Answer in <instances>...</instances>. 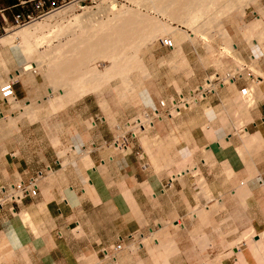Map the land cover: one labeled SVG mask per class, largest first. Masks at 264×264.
<instances>
[{
	"label": "crops",
	"instance_id": "0c3cea01",
	"mask_svg": "<svg viewBox=\"0 0 264 264\" xmlns=\"http://www.w3.org/2000/svg\"><path fill=\"white\" fill-rule=\"evenodd\" d=\"M24 1L30 0H0V26L13 25ZM67 1L46 0L51 8ZM236 50L243 56V50ZM182 51L189 75L180 72L154 82L145 114L151 117L158 110L161 118L143 137L129 130L128 121L138 118L137 110H122L118 125H113L98 110L96 96L77 101L52 122H41L39 129L20 123L23 118L16 132L0 130V198L7 195L3 188L17 191L38 179L35 197L18 203L5 200L0 206V239L6 244L0 249V264H154L141 249L143 242L137 252L129 247L148 234L163 237L181 221L184 247L179 254L170 252L164 264H243L244 259L257 264L258 256H238L249 251L244 234L251 229L255 235L264 232V64L263 75L255 76L245 66L244 74L232 78L231 64L206 68L200 64L202 50L189 43ZM254 55L253 60L260 59L257 50ZM224 78L230 79L229 88ZM250 87L256 101L251 107L249 99L246 107L238 101ZM13 92L28 103L21 82L13 84ZM4 106V117L15 115ZM175 109L179 114L174 117ZM245 133L260 135L263 145L245 149L243 155ZM221 144L233 153L231 165L218 162ZM238 161L247 171L237 169ZM13 210L28 213L26 224ZM190 215L192 220L187 219ZM157 226L159 232H152ZM214 228L216 245L210 251L207 240L214 238ZM10 230L19 233L24 252L12 251ZM230 243L241 246L227 247ZM119 244L121 253L114 250ZM104 249L111 251L107 258Z\"/></svg>",
	"mask_w": 264,
	"mask_h": 264
},
{
	"label": "rangeland",
	"instance_id": "374dc122",
	"mask_svg": "<svg viewBox=\"0 0 264 264\" xmlns=\"http://www.w3.org/2000/svg\"><path fill=\"white\" fill-rule=\"evenodd\" d=\"M79 1H81V0H79ZM79 1L77 0L72 5H69L67 7H72L76 2H79ZM102 1H103V3H102ZM141 1H143V0H140V2L136 4V3H133L134 1H130V0H82V2H80V4H78L79 6H74L75 7L74 12L72 13V15L70 17H68L64 21L60 20V19L53 20L50 23L51 27L48 30L46 29V30L41 31V33H38V35H39V37H38V42L39 43L38 44L39 45L37 46V44H36V47L38 48V49L35 48L36 51L35 50H34V52L31 51V50L29 51V49L25 50L26 48L29 47V45L27 46V44H25V47H26L25 48L23 46L24 43L21 40H19V39L15 41L14 50L15 49L19 50L18 47L21 48L23 46V48H21V49L22 50L24 48L25 49L23 51H21V52L26 53V51H27L26 54H28L29 52H32L33 54L32 53L28 54V58L24 57L25 60H26V63H25V60L23 61V63L24 64H29V65L31 64L35 68V65H37V62H36V60H34L35 61L34 62L33 59H35L34 56H35V54L38 51H39V53L44 54L43 52L48 51V49L50 47L51 49H49V51L53 50V52H55L56 49L59 48L60 44H64V42L65 43L69 42L74 37H76V35L79 37V35L84 34L86 32V30L89 28L88 26H90V28H91L93 25L96 24V22H105V20L107 21L108 20L107 18L112 17L111 13H113V11H117L119 9H121V10L122 9L123 10L132 9L130 11L134 10L133 11L134 13H136L135 11H137V13H139V11L147 12L145 10L146 8L144 9V6H143L146 3L140 4ZM228 1L229 0H223V1L220 0L218 3L217 2H215V3H217V5L219 4V5L222 6L223 2H225V3L227 2L228 3ZM234 1L237 2L236 3L237 7L238 6H241V7L240 8L239 7L238 8L234 7L231 10L232 12L230 11L231 14L230 13L229 14H230L231 18H221L220 17L221 20H220V18H218L219 21L215 22V24H212V28L211 27L205 28V29L208 30V32L205 30L207 32V34L208 33H212V31H214L212 33L213 35H209L208 34L210 39H211V41H210L209 38L204 39L206 37L202 36L201 34H196V36H197L196 37V43L193 46L195 47L196 50H197V48L199 50H202V51H200L201 53H199L200 54V59H201L200 64L202 63L204 65V67H206V68H209V66L215 67L217 70H220L225 65L231 64V72L229 74H234V76L232 78L238 77L242 73L244 74V72H245L244 70L246 69L245 66H248L249 70L255 76L258 75V74L263 75L260 67H261L262 64H264V45H263L264 41L260 40L259 41L260 43H259L258 40H256V39L258 37H260V33L259 32L262 31L264 29V27L263 28L261 27V30L257 29L255 32H252L251 33L252 35L247 33V32L250 31L249 30V25H251V23L253 24V23L256 22V20L259 21L260 19L264 20L263 16L261 17V15H263V12H264V11H262V10H264V0H257V1L252 0V1L255 2V3H252V4H251V2H249L251 0H249L247 2L244 1L245 3L243 2L242 3L243 5H241L240 2H238V1H241V0H237V1L234 0ZM244 4H245V6H244ZM146 5L148 6L147 9H152V7L149 8L150 4L149 5L146 4ZM111 6H112V8H111ZM139 6H140V8H139ZM67 7H63L61 9H59V10H62L64 8H67ZM242 8H243V11L241 10ZM112 9H114V10H112ZM121 10H119V11H121ZM152 10H149V12H147V13L151 17H153V18L155 17V19H157L159 21L161 20L162 22H165L167 24H168V22H169V24L172 22V24H170L169 26L170 27L172 26L171 30L174 29L173 31H175L176 34L180 33L183 30H186L184 27H182L183 25H180V24H178L179 22L175 21L176 19L175 20L172 19L173 20L172 21L171 19H168V18H165V17H158V16H156V13L153 12L154 10L153 11ZM119 11H117V12H119ZM55 12H53V13H55ZM212 12L215 13V15H216L217 10H214V11H211V12L209 11V13H211V14H212ZM52 14H50V15H52ZM217 14H220V13H217ZM93 16H94V20L92 19ZM74 17H75V19H74ZM81 17H82V19H81ZM84 17L86 19H84ZM97 17H100V18L98 19ZM75 20H77V21L79 20V23L77 22L78 23L77 24L75 22ZM90 20H92V22ZM101 20H103V21H101ZM40 21L41 20H38L36 22H40ZM88 23L90 25H88ZM93 23H95V24H93ZM68 25L71 27L70 29H68L69 28ZM76 25L77 26L80 25V26L76 27ZM86 25H87V27H85ZM65 28H67V29H65ZM74 28H76L77 31ZM175 28L177 29V32H176ZM210 28L213 29V30H210ZM17 30L18 29L12 30V32H9L4 37L0 38V40L5 38L9 34H11L13 32H16ZM71 30H73V31H71ZM245 30L246 31L249 30V31L246 32ZM58 32H60V33H58ZM61 32H62V34H64L65 32H67V33L62 35ZM74 33L76 35H74ZM188 33H192V32L189 30ZM253 33H255V34L253 35ZM256 34L259 35V36H257ZM156 35H160V36L154 37L152 42H148L147 43L148 45H146L144 47L142 46L139 50H137L138 53L136 52V55H134L135 53L133 54V52L131 53L134 56H136V57L138 56V58L141 59L140 67L142 65L144 67H143V69H141L142 67L138 68L137 70L135 69V71L131 74V76H130V82L131 83L128 86L129 88H127V86L125 87L124 86L125 84H122L120 79H118V78H114L113 79L112 78L113 80L110 79L111 81L107 80V81H110V82L109 83H105L104 86L102 87V89H99V90H97V91H95L93 93L85 95L82 98H79L73 104L64 107V109L61 110V111H64L65 108H70L77 101H79V100H81L83 98H86V97H89V96H92V97L96 96L97 100H98V105L100 107V108L98 107V110L101 109L102 115L104 114V117L109 122H111L113 125H118L117 116L119 115V113L122 110H125V109H128L129 111L137 110L138 113H139L138 118H132V119H130L128 121L129 127H130L129 130L134 132L133 136L134 135L141 136L144 132H147V130H149L151 128L149 126V120H151V121H153V120L151 118H147L149 116L145 114L146 113L145 109H147L152 104V101H151V98H150V95H151L150 91L153 90V88H154V86H153L154 82L158 81V83H159V79L160 78L163 79V78H166V76H167V78L168 77H172V76H174L175 73H180V72L184 73L185 70H187V67H188V66H185L186 64L188 65L185 55L178 56L180 54H178L176 47H174V50L170 49L172 51V53L169 50H165V49H161V51L158 50V49H160L159 48L160 45H159V40L158 39H162V37H161L162 35L160 33L156 34ZM43 38H44L45 41L43 40ZM49 39L51 40L52 44L49 43L50 42ZM253 39L258 42V46L256 48H254V46H251V45L255 44ZM207 40H208V43L205 44L207 42ZM229 41L231 42V44H230ZM261 41H263V42H261ZM189 43L192 44L190 41L186 40V41L181 42V44L179 43L180 44L179 46H181V48L183 49L182 46L184 44H189ZM20 44H22V46ZM57 45H58V47H57ZM233 45L238 47V49L240 51L243 50V56L241 54V57H240L239 54L237 53V50L236 51L235 50L232 51V48L235 49V46H233ZM54 46H55V48H54ZM208 47H212V50H211V48L208 49ZM225 47H228L229 51ZM14 50H13V48H11V47H9L7 45L5 46L3 44V42H0V61H1L0 62V77H1L0 80H1V82H6L9 74H14L16 72V70L19 68V66L21 65V63H22V62L21 63L18 62V59H17V57L14 54L15 53ZM207 50H208V52H207ZM209 50H211V51L209 52ZM253 50H255V51L257 50L259 52V55H260L259 56L260 59L258 60L257 64H254V62H252L253 61V55L255 53V51L253 53ZM175 51H176V54H178V55H176L174 53ZM183 54H184V51H183ZM244 55H246V57ZM180 57H185V60L180 58ZM29 58H33L32 61ZM28 59H29L30 62L27 61ZM102 60L103 59H101L100 62H98L99 61L98 60L97 64H96V66L99 69H101V70L105 68V66H104L105 61L104 60L102 61ZM180 61H182V62H180ZM27 62H29V63H27ZM101 62H103V63H101ZM184 62H185V64H184ZM182 63H183L184 66L182 65ZM173 64H174V66H173ZM198 64H199V62H198ZM180 66H181L182 69H180ZM235 66H236V69L234 68ZM140 69H141V71H140ZM234 72H236V74ZM27 74H28L29 78L33 81L32 83H33V87H34V92H33V94L31 96H30L31 93H29L28 89L25 87L26 90L29 93V98H28V101H27L28 103H24V102L19 101L16 98V96H15L14 100H15V103H17L18 105L13 106L12 103L10 104V99L12 101L13 100L12 98L5 99L3 97V93L4 92H2L1 85H0V106L3 103L5 105H7V106H4V108L8 109L9 112L15 113V115H13V116L9 114L7 117H4L2 112H1L2 109H0V112H1V114H0V130L2 128L6 127V128H9L8 130H10V131L12 130V131L16 132L17 129H18V123L23 118H25V119L22 120L20 123H22V124L25 123V125L26 124H37V126H35L34 128L35 129H39L40 126H41V122L45 123V125H46V124L52 122L54 117L57 115V111L58 110L56 111V113H49L47 105L45 103L46 97L48 96V93H49V89H48V86H47V84L45 82V79H44L43 75L41 73H39V72L33 71L32 69L29 70ZM185 75L188 76L189 73H186ZM210 77L212 79L215 78L214 75L210 76ZM224 80L226 81L227 79L224 78ZM16 82H20V81H16ZM225 84H227V87L229 88V86H230L229 82H227ZM130 87H132V89ZM205 87L208 88L206 85H205ZM251 87L254 88V93H255L256 88L253 85ZM251 87L247 88L245 91H242V93H241L242 102L240 100V104L244 103L243 106L249 107V103H248L249 99H251V101H252L251 107L255 104L256 100L254 98V93L252 94V93L248 92V91H250ZM149 89H150V91H149ZM99 92H102V93H99ZM55 95H57V94H54V97H55ZM35 97H37V99L39 98V100L41 102H39V101L36 102L35 100L33 101V99ZM188 100H190L192 102L190 104V106L195 105L194 104V99L193 100L192 99H188ZM183 103H180L179 105L180 106H184ZM30 104L32 105L31 108H33V114L32 115H28V116L22 117L23 115H21V113L19 111H15V110H19L20 109L19 106L21 107V109H24L27 106L29 107ZM175 106H178V105H175ZM16 107H17V109H16ZM27 110H29V109H27ZM61 111L59 109V112H61ZM173 111H174L172 113L173 116L174 117L177 116L178 114L175 113L176 110H173ZM14 117H16L15 118L16 120L14 121L15 123L12 125V118H14ZM28 118H29V120H28ZM137 119H139V120L141 119V121L144 122L143 124H145V125L142 124L143 129L145 128L143 130V132H141V129L139 127ZM90 123H92V122H90ZM87 124L90 126V124L88 122H87ZM132 126H134V127H132ZM241 127H242V125H241ZM34 132H35V134L36 133H39V134L42 133V131H37V130H34ZM143 135H142V137H143ZM245 136H246V134L242 136V140L244 139V141L247 143V145L248 144H250V145H252V144L254 145L255 144V146L253 148L249 147V145L247 147L246 146L245 147H241V150H242L241 152H242L243 155H245L243 150H245V149L248 150V148H250L251 150H253V149L257 150L258 148H260L263 145L262 144L263 143L262 140H261V143H260L261 146L257 145L258 142L255 143L256 141H254V139L252 138L253 135H249V138L248 137L246 138ZM255 137L258 138L259 136L256 135ZM251 139H253V142H252ZM249 140H250V142H249ZM223 147L226 148L225 145H223ZM224 148L222 150H224ZM227 148H229V147H227ZM227 148H226V150L229 151L230 149H227ZM222 150H220V155L222 154L221 153ZM231 152L232 151H229V154H231ZM231 155L232 156H227V154H226L225 156H227V158L225 156H224L225 158L223 156L222 157L221 156L218 157V162H222V161L225 160L226 162L228 161L229 164L231 165V163H232L231 161L234 158L233 153ZM235 158H236V156H235ZM236 163H238V165H239V162H236ZM248 165H249V163H248ZM237 169L246 170V168L244 166H242V163H240V167L238 166ZM9 194H15V193H13V191L10 190ZM7 198H9V197L7 196ZM9 200H10V198H9ZM0 204H2V203L0 202ZM12 214H13V216H15L16 218L19 219L18 215H21L22 212L20 213V211H18V210L17 211L13 210ZM187 219H189V220L191 219L192 220L193 217L190 215ZM205 222L207 223V221H204V223ZM23 224H26V223L24 222ZM182 224H184L183 221L178 222L177 225H175L176 228H174V226H169V232L166 231L163 234V237H155L154 236V238H153V236L151 237V234H148V235L144 236V239L140 238L137 241L133 242L131 244V246L129 247V249H132V250H134V252H137L139 250V249L137 250L138 245H139L138 243H142L143 242L144 243L143 245H145L146 247L144 246L141 249H143V251L150 257L152 262L154 264H164L165 259L170 254V252H172V253H174V252L176 253L177 252L179 254L182 251L183 247H184L183 240L179 239V237L182 236L183 232H185V231L181 230L182 229ZM152 230H153L152 232H154V233L155 232H159L160 227L158 228V226H157L154 229L152 228ZM170 231H172V232H170ZM214 231H215L214 238L209 236V239L207 240V242H208L207 243V245H208L207 248L209 247L208 249L210 251L216 245L215 241H213V240L216 239V235H217L216 231H218V229L214 228ZM175 232H177V233H175ZM9 233L12 234V244H11L12 245V251H14V252L23 251L24 252L26 250V247H25L24 243L22 242V240H21V238L19 236V233L17 232L15 234V231H12V230H10ZM261 234L264 235V232H262ZM261 234L259 233V235H261ZM254 237H255V233L253 232V235H252V231L251 232L249 231L246 234H244V236H243L244 239L243 238L242 239L247 244V246L249 248L248 249L249 251L246 252V253H244L242 251L243 252L242 255H239L238 258L241 257V260H243V254L245 255V258L255 255V256L259 257V259L257 260V264H264V243H259V241H257V240H259L260 238L255 239ZM154 239H157L158 241L160 240V242H159V246L160 247H159L158 250H152V247L156 243V241H154ZM144 240H146V241H144ZM170 240H172L171 243H170ZM4 241H5V238H1L0 239V249L1 250L6 245L4 243ZM257 242L259 243L258 245H257ZM14 244H16L17 247ZM237 244H239V243H230V244H227V247L229 245H231L229 247L230 248L231 247L234 248ZM240 246L241 245L239 244L238 247H240ZM145 248H147V249H145ZM125 249H128V248H125ZM232 253H233V251H231V254ZM242 262H243V264H246L245 263V259Z\"/></svg>",
	"mask_w": 264,
	"mask_h": 264
},
{
	"label": "bare ground",
	"instance_id": "6f19581e",
	"mask_svg": "<svg viewBox=\"0 0 264 264\" xmlns=\"http://www.w3.org/2000/svg\"><path fill=\"white\" fill-rule=\"evenodd\" d=\"M130 1H134L133 3H136V4L140 2V0L139 1L138 0H130ZM195 1H193L194 4H192L193 2H190V0H143L140 3V4L146 3L148 5L150 4L149 8L152 7V9L154 11L152 9H147L148 6L146 4L143 5L144 9L146 8L145 10L147 12H149V10H152L153 12L156 13V16H158V17H165V18H168L171 20L176 19L175 21L179 22L178 24L183 25L182 27H184L186 29V30L181 31L180 33L176 34L175 31H173L174 29L171 30L172 26L170 27L169 25L172 24V22L170 24L168 22V24H167L165 22H162L161 20L159 21V20L155 19V17L154 18L151 17L147 12H143V11L138 10L139 13H137V11H135L136 13H134L133 12L134 10L130 11L132 9H130V10L119 9L121 11H119V10H117L119 12L113 11V13H111L112 17L109 16L110 18H107L108 19L107 21L105 20V22H96V24L93 23L95 25H93L91 28H90V26H88L89 28L86 30V32L84 34L79 35V37L74 33V35H76V37H74L69 42H66L67 44L65 42H64V44H60L59 48L56 49L55 52H53V50L49 51V49H51L50 47H49L48 51H45L46 53L43 52L44 54L39 53V51H38L34 56L35 59L29 58V59H31V61H32V59H33V61L36 60L37 65H35L36 63L34 64L35 68L31 64L30 65L24 64L23 63V61L25 60L24 57L28 58V54L32 53V52H29L28 54H26L27 51H26V53L21 52L26 48L25 44H27V46L29 45V47L26 48L25 50L29 49V51L31 50L34 52L35 48H37L36 44H37V46L39 45L38 44L39 43L38 42V37H39L38 33H41V31L46 30V29L48 30L51 27L50 23L53 20H56V19L57 20L60 19L63 21L66 20L74 12V9H75L74 6H79L78 4H80V2H82V0L79 1V3L76 2L72 7H67V8H64L62 10H57L55 13L47 16L46 18L42 19L40 22H36V23L34 22L33 24L28 25L24 28H20L16 32H13V33L9 34L8 36H6L5 38H3L2 40H0V42H3V44L5 46L6 45L9 46V47L13 48V50L15 48L14 47L15 41L18 39L24 43V44L23 43L22 44L25 47L22 50L21 48H23V46H22V44H20L22 46V47L20 46L21 48L18 47V49L20 51L17 49L14 50L15 51L14 54L17 57L18 62L19 63L22 62V63L14 74H9L6 82H1V80H0L1 90H2V92H6L10 88V86L13 85L16 81H20L28 89L29 93H31L30 94V96H31L34 92V87H33V83H32L33 81L29 78L27 73L29 70L32 69L33 71L39 72L43 75L45 82L48 86L49 93L47 92L48 96L46 97L45 103L47 105L49 113H56L57 110H58L57 111V113H58L59 109H60V111L63 110L64 107L73 104L79 98H82L87 94H90V93H93L99 89H102L104 84L109 83L111 81L110 79H112V78L113 79L114 78L120 79L122 84H125L124 86L125 87L127 86V88H129L128 86L131 83L130 82L131 74L135 71V69L137 70L138 68H141V67H142L141 69H143V67H144L143 65L140 67L141 59H139L138 56L136 57L134 55H136V52L138 53L137 50H139L142 46L144 47V46L148 45L147 44L148 42H152L154 37L160 36V35H156V34L160 33L162 35L161 36L162 39H158L160 47L163 48V46H161V43L164 42L165 40H168L172 43L171 49L174 50V47H176L177 52L180 55L176 54V51L174 53L178 56H183L184 55L183 51H182L183 49L181 48V46H179L181 44V42L187 40V41H190L193 45H195L196 37H197L196 34H201L202 36H205L206 38H204V39H207V38L210 39L209 35H213L212 33L214 31H212V33H208L209 34L208 35L207 34L208 30L205 28H207V27L212 28V24H215V22L219 21L218 18H220V17L221 18H231L230 17V14H231L230 11L234 7L235 8L241 7V6L237 7V4H236L237 2H235L234 0H229L228 1L229 4L227 2H226L227 4L225 2H223L222 6L219 4L217 5V3L220 0L219 1L217 0L216 1L217 3L212 2L211 0H208V1L197 0L198 1L197 3ZM244 1L247 2L249 0H241L238 2H240L241 5H243L242 3ZM255 1H257V0H255ZM249 2H251V4L255 3L252 0ZM102 3H103V1H102ZM112 6H111V8H112ZM244 6H245V4H244ZM139 8H140V6H139ZM112 10H114V9H112ZM191 10H194L195 14ZM214 10H217L216 15L213 12H212V14L209 13V11L211 12ZM241 10L243 11V8ZM262 11H264V10H262ZM192 12H193V14H192ZM217 13H220V14H217ZM262 16L264 19V12H263V15H261V17ZM75 17H74V19H75ZM97 18L99 19L100 17H97ZM221 18H220V20H221ZM81 19H82V17H81ZM84 19H86V18L84 17ZM92 19L94 20V16ZM90 21L92 22V20H90ZM101 21H103V20H101ZM75 22L79 23V20L78 21L75 20ZM256 22L253 24L251 23V25H249L250 31L247 30L249 32H247L246 30L245 31L247 33L251 34L252 32H255L257 29L261 30V27L262 28L264 27V20L260 19L259 21L256 20ZM89 23H88V25H90ZM79 26L76 25V27H79ZM68 27H67L68 29L71 28L69 25H68ZM85 27H87V25ZM67 28H65V29H67ZM211 28H210V30H213ZM74 29H76V28H74ZM189 30L192 33H188ZM71 31H73V30H71ZM76 31H77V29H76ZM176 32H177V29H176ZM58 33H60V32H58ZM65 33H67V32H65ZM259 33H260V37H258V38L256 37L257 38L256 40H258V42L260 40L264 41V29L262 31H260ZM61 34H62V32H61ZM64 34H62V35H64ZM254 34L255 33H253V35ZM257 36H259V35H257ZM43 40H44V38H43ZM256 40L253 39L255 44L251 45V46H254V48H256L258 46V42ZM210 41H211V39H210ZM263 41H261V42H263ZM49 43H51V40ZM207 43H208V40L205 44H207ZM230 44H231V42H230ZM233 46H235V45H233ZM57 47H58V45H57ZM54 48H55V46H54ZM209 48H211V50H212V47H208V49ZM225 48L228 49V51H229L228 47H225ZM211 50H209V52ZM233 50H235V49L232 48V51ZM132 52H133V54L134 53L135 54L134 55L131 54ZM207 52H208V50H207ZM180 58L185 60V57H180ZM29 59L27 61H29ZM101 59H103L105 61V63H104L105 68L103 67L104 69H102V70L96 66L97 61L99 60L98 62H100ZM29 62H27V63H29ZM180 62H182V61H180ZM252 62H254V64H257L258 59L253 60ZM25 63H26V60H25ZM101 63H103V62H101ZM184 64H185V62H184ZM182 65H183V63H182ZM173 66H174V64H173ZM181 66H180V69H182ZM185 66H188V65L186 64ZM141 69H140V71H141ZM234 73L236 74V72H234ZM230 76L233 77L234 74H230ZM107 80H110V81H107ZM228 80L230 81V79H228ZM209 81H210V79H209ZM226 81H224V82L227 83ZM130 88L132 89V87H130ZM54 94H57V95H55V97H54ZM12 99H13L12 101L10 99V104L12 103L13 106L18 105L17 103H15V100H14L15 96H14V98L12 97ZM34 100L36 102L37 101L41 102L39 100V98L37 99V97H35L33 99V101ZM182 101L184 103L186 102L185 99H182ZM187 102L192 103L190 100H188ZM241 102H242V100H241ZM238 103H240V102L238 101ZM242 104H244V103H242ZM185 105L186 104H184V107H185ZM31 107H32L31 104L29 107L27 106L24 109H21V107L19 106L20 109L18 108L19 110H15V111H19L21 113V115H23L22 117H24V116H28V115L33 114V108H31ZM177 108L178 107H176V109ZM16 109H17V107H16ZM27 109H29V110H27ZM177 111L178 110H176L175 113L179 114V112H177ZM0 114H1V112H0ZM15 118L16 117L12 118V125L15 123L14 122L16 120ZM147 118H151L154 121V120L161 118V115H160V112L158 110H155L152 113L151 117H147ZM28 120H29V118H28ZM153 121L149 120V126L150 127H153ZM143 123L144 122L141 121V119H140L139 127L141 129V132H143V130L145 129V128L143 129V126H142ZM143 125H145V124H143ZM241 125L243 126V124H241ZM245 134H246L245 137L249 138V134H247V133H245ZM256 135L259 137L256 138L255 137ZM256 135L255 136L253 135L252 138L254 139V141H256L255 143L258 142L257 145H260L262 139H261L260 135H258V134H256ZM134 137H136V135H134ZM253 139H251L252 142H253ZM243 142H244L246 147L248 145L251 148H253L255 146V144L254 145L253 144L247 145V143L244 141V139H243ZM249 142H250V140H249ZM221 146H223V145L221 144ZM225 147L227 148L229 146L225 145ZM226 148H224V150H222L221 156L224 157L226 154H227V156H232L231 155L232 152H231V154H229V151H231V150L228 151V150H226ZM227 149H230V148H227ZM227 156H225V157L227 158ZM84 164H85L84 166H86L87 168L90 167L88 165V163H84ZM182 166H184V165H182ZM192 172H193V174L196 175L199 173V169H196L195 172L194 171H192ZM13 193H15V196L20 195L17 193V191H14V189H13ZM238 194H239V192H238ZM43 205H44V203H43ZM44 208H45V205H44ZM19 218L22 220V223H24V222H27L29 220V215H28V213L26 214L25 212H23L21 215H19ZM204 218H205V216H204ZM204 221H205V219H204ZM251 230L254 232L253 229H251ZM253 232H252V235H253ZM255 236L260 238L259 240H257V241H259V243H264V235L263 234H261V235L256 234ZM153 238H154V236H153ZM159 242H160V240L159 241L156 240V243L152 247V250H158L159 249V247H160ZM259 243L257 242V245ZM14 245L16 246V244H14ZM229 246H231V245H229ZM138 249H140V247H138L137 250Z\"/></svg>",
	"mask_w": 264,
	"mask_h": 264
},
{
	"label": "built area",
	"instance_id": "2783aa9c",
	"mask_svg": "<svg viewBox=\"0 0 264 264\" xmlns=\"http://www.w3.org/2000/svg\"><path fill=\"white\" fill-rule=\"evenodd\" d=\"M75 1L76 0H69L67 2H64L61 6L57 8H51L47 6L46 0L24 1L21 3L22 11L14 15L13 25L7 26V27L0 26V38L4 37L9 32H12V30L14 29L24 28L38 20H42L46 18L47 16H49L50 14H52L53 12H55L56 10L72 5ZM161 46H163V48H166V49H171L172 43L168 40H165L164 42L161 43ZM12 88H13V85H11L10 88L6 92L3 93V97L5 99L12 98L15 96ZM37 184H38V179H32L27 187L20 186L17 189V193L20 194L19 196H15V194H9L10 191L3 188L1 191L3 193L7 192L8 194L5 197L0 198V202L3 204V202L6 200V201H11L12 203H18L22 201L26 196L35 197L38 194ZM7 196L10 198V200L9 198H7ZM114 250L116 252L121 251L122 244H119L118 246H116ZM103 252L106 258L110 256V252H111L110 250L104 249Z\"/></svg>",
	"mask_w": 264,
	"mask_h": 264
}]
</instances>
